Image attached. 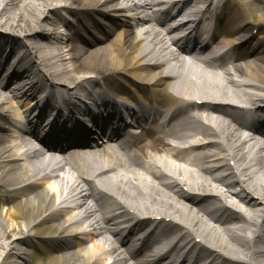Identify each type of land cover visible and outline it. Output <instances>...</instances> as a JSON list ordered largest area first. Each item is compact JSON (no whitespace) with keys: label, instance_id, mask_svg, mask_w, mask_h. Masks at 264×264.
Here are the masks:
<instances>
[{"label":"bare ground","instance_id":"6f19581e","mask_svg":"<svg viewBox=\"0 0 264 264\" xmlns=\"http://www.w3.org/2000/svg\"><path fill=\"white\" fill-rule=\"evenodd\" d=\"M161 1L164 22L187 21L143 37L129 0H0V68L36 77L21 98L0 93V110L58 114L89 89L115 119H151L61 175L38 169L0 117V264H264V158L244 153L235 125L264 133V0Z\"/></svg>","mask_w":264,"mask_h":264},{"label":"rangeland","instance_id":"374dc122","mask_svg":"<svg viewBox=\"0 0 264 264\" xmlns=\"http://www.w3.org/2000/svg\"><path fill=\"white\" fill-rule=\"evenodd\" d=\"M17 9V8H16ZM14 11V10H13ZM3 33L1 32V35H2ZM45 40V39H44ZM17 49H19V48H17ZM5 216H4V213H3V215H1V217L0 218H4ZM162 239V238H161Z\"/></svg>","mask_w":264,"mask_h":264}]
</instances>
